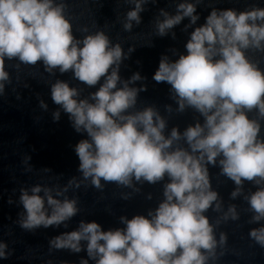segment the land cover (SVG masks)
Wrapping results in <instances>:
<instances>
[{
	"label": "clouds",
	"instance_id": "obj_1",
	"mask_svg": "<svg viewBox=\"0 0 264 264\" xmlns=\"http://www.w3.org/2000/svg\"><path fill=\"white\" fill-rule=\"evenodd\" d=\"M142 2L135 0L126 13L125 30H131L133 21L140 23ZM195 13L191 2L178 4L175 15L162 12L157 33L165 35L185 17L194 24ZM250 46L264 47V8L239 13L213 9L191 32L184 54L175 60L161 57L152 79L171 86L178 110L191 106L204 117L183 133L173 127L165 135L166 121L154 107L129 111L142 90L130 85L142 77L137 72L121 80L118 69L126 53L119 43L113 44L102 30L76 37L63 5L54 0H0V92L8 79L5 58L30 65L40 61L49 72L71 70L88 86L103 78L90 99L79 98L78 89L67 81L51 85L52 101L69 115L73 128L85 134L74 145L83 179L101 187L102 179L131 185L133 178L149 183L169 178L165 198L147 215L121 217L124 227L108 230L95 220L81 221L50 244L79 252L81 241H87V253L96 264H205L202 250L211 252L217 241L204 213L218 195L211 189L205 161L215 164L217 157L223 174L236 185L244 180L259 185L247 199L253 220H264V140L258 139L260 124L247 114L256 108L264 115V71L245 55ZM59 115L55 112L54 118ZM181 137L187 149L173 147ZM68 183L79 186L75 178ZM66 190L40 184L30 192L22 190L20 226L46 228L73 217L76 200L59 198ZM229 213L237 218L234 206ZM249 235L264 247V225ZM224 239L222 234L221 242ZM5 248L0 242V258H6Z\"/></svg>",
	"mask_w": 264,
	"mask_h": 264
},
{
	"label": "water",
	"instance_id": "obj_2",
	"mask_svg": "<svg viewBox=\"0 0 264 264\" xmlns=\"http://www.w3.org/2000/svg\"><path fill=\"white\" fill-rule=\"evenodd\" d=\"M182 2L196 5V22L193 24L185 17L165 35H159L156 24L164 19L162 12L175 15ZM54 3L63 5L64 15L76 37L102 30L113 44L121 45L126 53L118 69L121 80H128L137 72L142 77L130 85L142 90L129 111L154 107L166 121L165 135L173 127L183 133L189 125L203 123L204 117L191 106L178 110L171 86L152 79L161 57L175 60L184 54L191 32L205 22L213 9L231 8L239 13L264 8V0H143L140 23L133 21L131 30H125L126 13L135 6V0H54ZM244 51L264 71V47L250 46ZM5 70L8 79L3 81L4 89L0 92V242L6 244L7 255L0 258V264H82L83 261L96 264V259L87 253V241H81L79 252L57 249L50 241L77 229L81 221L95 220L104 230L123 228L121 217L147 215L159 205L165 198L164 187L169 178L165 176L155 183L133 178L131 185L102 179L101 187L92 185L90 179L84 180L78 170L74 145L85 134L77 132L69 115L52 101L51 85L56 80L67 81L78 89L79 98L90 99L103 78L97 85L88 86L76 79L71 70L49 72L40 61L30 65L18 58H5ZM57 111L58 119L54 118ZM247 114L260 124L258 139L264 140V115L256 108ZM177 146L188 148L183 137L174 142L173 147ZM219 160L217 157L215 164L205 161L211 189L218 194L217 201L204 213L213 225L217 241L211 252L202 250L207 257L205 264H264V247L249 235L251 229L264 225V220H253L255 213L247 199L259 185L248 180L236 185L223 174ZM73 178L79 186L69 185ZM37 184L53 189L66 187L59 198L75 199L77 213L59 225L22 228L19 223L24 214L21 191L30 192ZM237 188L240 190L233 197L232 192ZM217 203L219 208L215 207ZM231 206L235 207L236 219L229 213Z\"/></svg>",
	"mask_w": 264,
	"mask_h": 264
}]
</instances>
